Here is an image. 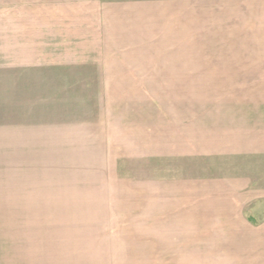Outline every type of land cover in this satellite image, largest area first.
<instances>
[{"label": "rangeland", "instance_id": "rangeland-1", "mask_svg": "<svg viewBox=\"0 0 264 264\" xmlns=\"http://www.w3.org/2000/svg\"><path fill=\"white\" fill-rule=\"evenodd\" d=\"M61 6L125 28L103 49L125 64L77 175H0V264H238L245 236L261 255L264 0Z\"/></svg>", "mask_w": 264, "mask_h": 264}, {"label": "crops", "instance_id": "crops-1", "mask_svg": "<svg viewBox=\"0 0 264 264\" xmlns=\"http://www.w3.org/2000/svg\"><path fill=\"white\" fill-rule=\"evenodd\" d=\"M64 1L0 0V175L21 184L61 170L77 175L104 117V80L125 64L103 50L108 33L125 28L109 27L96 9L83 19ZM243 240L250 258L238 264H264V247L260 255L253 239Z\"/></svg>", "mask_w": 264, "mask_h": 264}]
</instances>
